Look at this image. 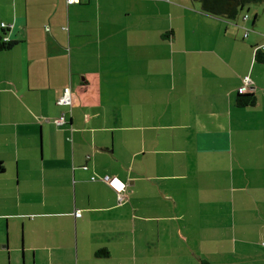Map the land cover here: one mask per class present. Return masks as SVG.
I'll return each mask as SVG.
<instances>
[{
  "label": "crops",
  "instance_id": "crops-1",
  "mask_svg": "<svg viewBox=\"0 0 264 264\" xmlns=\"http://www.w3.org/2000/svg\"><path fill=\"white\" fill-rule=\"evenodd\" d=\"M249 11L0 0L18 42L0 51V256L21 233L29 264H264V3Z\"/></svg>",
  "mask_w": 264,
  "mask_h": 264
},
{
  "label": "trees",
  "instance_id": "trees-1",
  "mask_svg": "<svg viewBox=\"0 0 264 264\" xmlns=\"http://www.w3.org/2000/svg\"><path fill=\"white\" fill-rule=\"evenodd\" d=\"M194 1L200 3L201 10L204 13L215 16V17L225 18L228 20H236L240 12L243 9H245L248 4L264 3V0H194ZM2 27H5V26H2ZM2 27L0 28V51L10 50L18 42L14 40L7 41L6 30L3 29ZM247 30H250V29H247ZM261 47L262 46H260L259 48ZM257 48L255 49L256 50L255 57L259 62L264 63V53L259 48L258 49ZM244 78H243V81H244ZM63 94L64 93H62V95ZM256 101H257V98L254 93H246L245 91L239 93L236 98V103L239 107L253 106L256 104ZM64 106L71 107L72 105H64ZM3 171H4V167L2 165V162L0 161V172H3Z\"/></svg>",
  "mask_w": 264,
  "mask_h": 264
},
{
  "label": "built area",
  "instance_id": "built-area-1",
  "mask_svg": "<svg viewBox=\"0 0 264 264\" xmlns=\"http://www.w3.org/2000/svg\"><path fill=\"white\" fill-rule=\"evenodd\" d=\"M81 0H67V2L69 4L71 3H77L80 2ZM248 16L246 15L245 18H247ZM2 26H5L4 23L2 24ZM249 33V31H246L245 36H247ZM252 81L250 79V76H246L244 78V87L241 91H245L248 88V85H251ZM59 104H63V105H72V96H71V92L70 89H65L64 94L59 98L58 100ZM64 122H66L65 117L62 116L58 119H56V123L57 124H63ZM87 168V167H85ZM107 182L109 183L110 186H112L118 193V197L120 201H124V195L123 192L125 190L126 185L121 182V181H117V178H111V179H107ZM76 216H81L82 212L80 210H77L75 213Z\"/></svg>",
  "mask_w": 264,
  "mask_h": 264
},
{
  "label": "rangeland",
  "instance_id": "rangeland-1",
  "mask_svg": "<svg viewBox=\"0 0 264 264\" xmlns=\"http://www.w3.org/2000/svg\"><path fill=\"white\" fill-rule=\"evenodd\" d=\"M258 3H253V4H248L246 6L245 9H243L237 20L240 19L241 17V14L243 13H247L249 14L250 11H249V7H253L254 5H257ZM151 12H155V11H151ZM251 16L253 17V14L251 13ZM7 226L5 225V227L3 228H6ZM1 236H0V239L2 240V234L4 232V229H1ZM11 245L12 247L14 248L13 250V257H12V260L11 261H7V254H1L0 256V264H29L28 263V260L26 259V256L24 255V261L25 263H23V258H22V253H21V233H20V236H18L17 233H15V235H12V238H11ZM33 264V262L31 263Z\"/></svg>",
  "mask_w": 264,
  "mask_h": 264
}]
</instances>
